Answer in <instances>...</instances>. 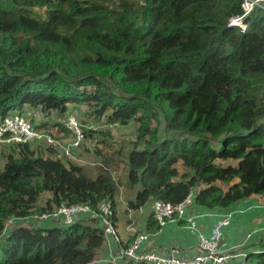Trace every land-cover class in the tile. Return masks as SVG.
Segmentation results:
<instances>
[{"label": "trees", "instance_id": "obj_1", "mask_svg": "<svg viewBox=\"0 0 264 264\" xmlns=\"http://www.w3.org/2000/svg\"><path fill=\"white\" fill-rule=\"evenodd\" d=\"M241 3L0 0V117L24 106L66 116L83 105L94 122L135 124L123 181L112 171L121 149L96 151L93 178L36 148L13 149L0 172V264H104L97 221L22 222L62 203L97 210L110 199L115 211L120 188H138L130 206L177 205L196 187L201 209L264 197V8L242 31L229 25ZM242 264H264V251Z\"/></svg>", "mask_w": 264, "mask_h": 264}, {"label": "crops", "instance_id": "obj_2", "mask_svg": "<svg viewBox=\"0 0 264 264\" xmlns=\"http://www.w3.org/2000/svg\"><path fill=\"white\" fill-rule=\"evenodd\" d=\"M68 108H71V114H73L78 120L79 118L76 116V111L80 110V106L74 107L73 105H68ZM22 111V115L27 117V119L32 122L34 126L55 129L56 132L54 138L59 140L63 145H70L73 141L71 133L66 131L61 124L60 119L65 116L58 115L54 111L44 114L40 108H33L29 106H24ZM54 114L57 115L59 120L52 122L50 119ZM78 121L80 122V120ZM57 126L60 128L58 129ZM90 127H92L91 130H95V135L99 138L100 135L103 137V140L107 138L105 134L106 131H100L102 129L100 126H97V128L95 126ZM92 146V140L87 139L78 149H72V154L75 158H78L74 161L66 158L61 153V149H47L49 147L44 143H37L31 148L42 150L40 151L42 156H55L63 162L65 161V163L77 162L74 164L84 167V162L91 159ZM103 146L104 145L102 143L100 149L103 150ZM83 149L86 154H83ZM16 152L18 151L16 150ZM12 153L13 148L10 146H6L0 150V172L3 170L7 161V156ZM93 154L92 159L99 161L100 159L97 154L94 152ZM102 154L107 153L104 150L102 151ZM114 166H118V161L114 162ZM137 189V187L120 188L119 193L115 198L114 209V225L120 244H115L111 237L106 239V242L104 241L98 252L96 262L99 263L101 260L107 259L109 257V250L110 252L116 253L119 247L126 248L129 246L134 238L132 233L128 232V227L130 226H133L137 230L138 234L148 235V239L142 242L140 250H152L158 254L166 255L171 248L177 247L181 250L183 258H191L197 253V234L200 233L205 237H209L211 235L213 225L223 219L227 214H230V220L229 224L223 228L222 240L225 244L224 249L226 250V254H228L229 257L224 260L222 264H242L244 258L248 254L264 251V197L262 196L253 195L247 199L237 202L232 208L225 210L219 208L201 209L197 207L196 204H192L189 208H187L185 217L194 218L196 223L195 234L190 232L185 221L182 220L167 223L161 228L156 227L150 219L152 217V202L138 206L129 205L130 202L135 201ZM200 189L201 187L194 188L192 190L193 196L196 195V192ZM46 198H48V194L46 195ZM44 223L48 224L47 222ZM206 264H211V262Z\"/></svg>", "mask_w": 264, "mask_h": 264}, {"label": "built area", "instance_id": "obj_3", "mask_svg": "<svg viewBox=\"0 0 264 264\" xmlns=\"http://www.w3.org/2000/svg\"><path fill=\"white\" fill-rule=\"evenodd\" d=\"M264 0H242L241 13L232 16L229 19V25L242 31L246 30L247 24L245 18L254 10L255 7L264 8ZM62 125L66 131L71 133L73 141L70 145H63L54 138L55 129H38L25 117L16 111H11L5 116L0 117V150L10 146L17 150L24 145H35L44 143L49 148L60 150L61 153L71 160H77L72 154V149H78L87 139L84 135V129L73 114H67L62 120ZM88 129H92L89 127ZM193 194H190L179 204L162 201H152L151 216L158 227H163L167 223L185 221L190 232L196 234V223L193 217H185L187 208L193 203ZM85 216L88 220L97 221L103 228L106 239L112 238L115 244L119 245L114 222L113 204L110 199H103L98 204L97 210H93L89 205H66L62 203L51 212L36 214L29 219L31 224H40V222H54L64 226H69L74 221ZM230 214L225 215L223 219L215 223L212 227L211 235L205 237L203 234H197V253L191 258H183L179 248H171L166 255L158 254L152 250H140L142 242L148 239V235L138 234L137 230L130 226L128 232L132 233L133 240L128 247H119L116 253L108 252L109 257L101 260L104 264H222L229 255L224 249L225 244L222 240L223 228L229 224ZM14 225V220L10 219L5 225L9 229ZM99 262V263H100Z\"/></svg>", "mask_w": 264, "mask_h": 264}, {"label": "rangeland", "instance_id": "obj_4", "mask_svg": "<svg viewBox=\"0 0 264 264\" xmlns=\"http://www.w3.org/2000/svg\"><path fill=\"white\" fill-rule=\"evenodd\" d=\"M114 1H118V0H114ZM132 1L136 4H139L141 2V0H129ZM71 110V108L69 109V111ZM68 111V112H69ZM76 116H78V120H80V124L82 125L83 129L86 130L85 128H88L90 126H95L97 128V126H100L102 129L100 131H106V139L103 140V137L100 135V138L97 135H93L92 137V144L93 146L91 147V159L89 160V163L94 164L95 159H92L93 157V152L96 153L100 152L99 155H105V156H109V155H113V153L116 151L118 152L120 149L123 151L122 153V160L120 159V161H118V166H115L112 171H114L116 174H114L116 180L119 178V180H124V174L125 172L123 171V164L125 162V157L123 156L127 150L129 149V145L130 142H132V140L134 139V130H135V124H130L128 127H120V126H109L104 124L105 121H101V122H94L92 120H90L87 116V108L85 106H80V110L76 111ZM63 119V118H62ZM60 119V120H62ZM52 122L59 120V118L57 117L56 114L53 115V117L50 119ZM51 125V124H50ZM54 127V126H52ZM58 129L60 128L59 126H57ZM44 128V127H41ZM105 129V130H104ZM90 137V136H89ZM100 141H103V150L100 149V146L102 145V143ZM96 148V149H95ZM85 149V148H84ZM83 149V154H86L85 151ZM95 149V151H93ZM37 151H42L39 149H36ZM107 154H102V151H104ZM98 155V154H97ZM119 160V159H118ZM65 162V161H64ZM88 161H85L84 163V170L86 171L87 175L91 178L95 177V174L97 172V165L94 164L93 166L87 163ZM77 163V162H75ZM74 164V163H73ZM46 195L44 194L41 197V203L42 201H44L46 199Z\"/></svg>", "mask_w": 264, "mask_h": 264}, {"label": "clouds", "instance_id": "obj_5", "mask_svg": "<svg viewBox=\"0 0 264 264\" xmlns=\"http://www.w3.org/2000/svg\"><path fill=\"white\" fill-rule=\"evenodd\" d=\"M16 112H18V111H16ZM19 114H21L22 115V113H20V112H18ZM23 116V115H22ZM23 117H25V116H23ZM26 119H27V117H25ZM64 119V118H63ZM62 119V120H63ZM28 120V119H27ZM62 120H61V124H62ZM29 121V120H28ZM32 123V122H31ZM33 124V123H32ZM33 126H34V124H33ZM34 127H36V126H34ZM36 128H38V129H50V128H41V127H36ZM87 139V138H86ZM27 146H30V147H33V146H35V145H27ZM32 149H34V148H32ZM73 161V160H72ZM75 163V162H74ZM88 164H90V165H94V164H96L97 166H100V160L99 161H97V160H95L94 161V164H91V163H89V161L87 162ZM29 219H31V218H28V219H26V220H24L23 222H22V226H24V227H31L33 224H31L30 222H29ZM10 220V219H9ZM7 223V222H6ZM6 225V224H5ZM14 226V225H13ZM12 226V227H13ZM11 227V228H12ZM11 228H9V229H11ZM9 229H5V231H8Z\"/></svg>", "mask_w": 264, "mask_h": 264}]
</instances>
